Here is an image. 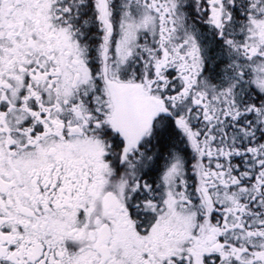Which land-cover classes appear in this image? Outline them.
I'll use <instances>...</instances> for the list:
<instances>
[{
  "label": "snow or ice",
  "instance_id": "snow-or-ice-1",
  "mask_svg": "<svg viewBox=\"0 0 264 264\" xmlns=\"http://www.w3.org/2000/svg\"><path fill=\"white\" fill-rule=\"evenodd\" d=\"M0 264H264V0H0Z\"/></svg>",
  "mask_w": 264,
  "mask_h": 264
}]
</instances>
